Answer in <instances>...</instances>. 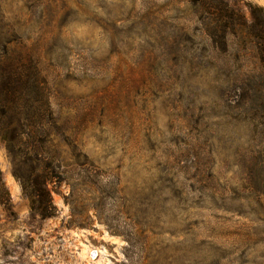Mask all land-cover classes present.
<instances>
[{"label":"rangeland","instance_id":"1","mask_svg":"<svg viewBox=\"0 0 264 264\" xmlns=\"http://www.w3.org/2000/svg\"><path fill=\"white\" fill-rule=\"evenodd\" d=\"M201 17L185 0H0V34L47 84L61 173L41 219L0 142V264H264V72Z\"/></svg>","mask_w":264,"mask_h":264},{"label":"trees","instance_id":"2","mask_svg":"<svg viewBox=\"0 0 264 264\" xmlns=\"http://www.w3.org/2000/svg\"><path fill=\"white\" fill-rule=\"evenodd\" d=\"M185 1L201 8L202 24H209L204 34L212 47L240 59L254 56L264 72L261 8H249L247 19L228 0ZM16 45V40L0 34V142L13 177L27 195L30 212L46 219L55 213L47 184L61 174L60 163L45 150V128L52 122L50 94L36 59L30 53H16ZM8 204L9 195L0 178V205Z\"/></svg>","mask_w":264,"mask_h":264}]
</instances>
